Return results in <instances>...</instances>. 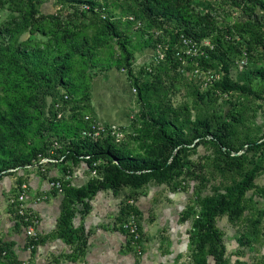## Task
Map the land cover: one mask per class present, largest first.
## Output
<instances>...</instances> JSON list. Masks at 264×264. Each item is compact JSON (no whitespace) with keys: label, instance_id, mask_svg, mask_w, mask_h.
<instances>
[{"label":"trees","instance_id":"trees-1","mask_svg":"<svg viewBox=\"0 0 264 264\" xmlns=\"http://www.w3.org/2000/svg\"><path fill=\"white\" fill-rule=\"evenodd\" d=\"M55 1L59 10L44 16L36 9L41 0H0V11L7 6L10 14L0 23V178L33 168L41 157H63L57 163L62 177L51 179L61 182L64 197L63 212L51 237L71 246L68 258L72 261L83 257L87 250L83 231L73 229L72 221L77 213L89 211L88 201L97 192L129 191L128 201L120 211L124 221L129 213L136 214L129 200L136 199L151 183L174 188L183 183L185 190L189 180L195 183L196 200L182 216L183 221H191L192 264H228L224 234L217 226L221 218L246 223L250 231L242 238L258 242L263 236L264 186H258L255 180L264 171V135L256 140L236 135L241 116H236L235 109L227 113L229 121L199 114L192 119L187 107H172L167 92L161 90L160 78L170 71L174 78L188 81L196 100L204 106L229 99L235 93L260 98L252 83L257 80L264 85V67H247L264 61V0H222L240 15L218 32L216 18L209 12H197L191 0H123L127 4L124 14L135 20L127 17L125 24L142 23L137 30L147 35L144 44L155 51L153 60L163 56L137 73L134 55L115 29V10L121 9L120 0ZM89 28H94L93 34L88 33ZM24 34L29 37L22 39ZM181 36L198 46L202 54L182 53ZM115 37L120 51L116 65L126 71L139 106L137 118L129 125L143 141V151L136 155L119 151L110 137L92 141L81 136L82 130L90 128L84 116L96 119L91 106L95 77H87L85 70L96 68L99 50ZM203 40L208 45H202ZM239 58L246 62L247 71L234 78L232 65ZM78 65L81 72H77ZM181 67H185L184 72L179 70ZM194 67L214 72L219 79L202 90L200 79L192 73ZM46 96L52 98V103L45 116ZM54 144L59 148L55 149ZM200 147L204 155L200 160L193 159ZM99 160L103 164L94 168L93 163ZM80 161L87 164L90 172L96 170V176L75 188L64 177ZM37 169L41 171V167ZM207 170L217 171L230 183L213 187L203 195ZM22 182L20 176L18 190ZM254 196L262 200L260 208ZM11 207L15 219L24 227L15 206ZM40 242L38 237L31 251ZM236 264L247 263L237 260Z\"/></svg>","mask_w":264,"mask_h":264},{"label":"crops","instance_id":"crops-1","mask_svg":"<svg viewBox=\"0 0 264 264\" xmlns=\"http://www.w3.org/2000/svg\"><path fill=\"white\" fill-rule=\"evenodd\" d=\"M119 79L122 89L127 90L128 81L123 76ZM97 84H92L91 92V106L97 120L106 125L129 126L126 105L110 108L104 94L95 93ZM43 169L19 170L0 178V251H6L5 257L0 256V264H189L184 255L191 225L182 220L181 195L161 187L163 191L153 188L131 200L140 222V253L129 245L120 226L123 221L120 211L126 195L104 190L88 201L90 209L86 214L77 213L72 221L73 229L82 230L87 240L85 255L72 261L68 258L71 246L51 237L63 212L64 197L49 183L52 178L62 177L61 167L48 164ZM69 175V183L75 188L82 187L91 178L84 161L72 166ZM20 176L22 184L27 185L26 205L38 221L35 232L42 240L33 251L28 249L29 238L9 203L19 192ZM77 209L82 210L81 204Z\"/></svg>","mask_w":264,"mask_h":264},{"label":"rangeland","instance_id":"rangeland-1","mask_svg":"<svg viewBox=\"0 0 264 264\" xmlns=\"http://www.w3.org/2000/svg\"><path fill=\"white\" fill-rule=\"evenodd\" d=\"M191 1L192 8H194L197 12L200 14L209 12L211 16L216 18V32L224 29L227 25H230L240 15L239 11L233 9L229 2H224L222 0ZM119 3L122 7L120 6L121 9L116 8L115 10L117 12L116 15H118L115 18L118 20L115 25V29L117 33L121 34L119 37L120 40L126 42L127 47L134 55L133 68L134 72L137 73L142 66L149 65L151 61H157L156 58L153 60L155 51L145 46L144 41L148 39V37L147 35L142 36V34H140L137 30L139 27H143L142 23H140V26H137V23L139 22H136L134 26H128L125 24L127 17L132 16L129 14H124L126 12L125 8L127 4L123 0H120ZM59 7L60 6L56 4L55 0H41V3L37 4L36 9L38 10L39 14L49 16L55 14L59 10ZM6 9L7 6L4 7L3 11H0V23L6 21L10 17V14ZM87 31L89 34H93L94 28H89ZM28 37L29 36L27 34H24L21 38L26 39ZM116 40L117 37L109 39V45H104V47L99 50L96 68L86 69L85 75L87 77L88 75L95 77L92 80V84L95 85L96 82L98 83L95 87V93H98L99 96H103L104 94L106 97V103L111 106H109L110 108L113 107V109H115V107L119 108L121 104L126 105L125 108L127 109V114L131 122L133 119L137 118L139 106L136 99V93L128 81L126 71L121 70V67L116 65V60L118 59L120 53ZM206 42L208 41L203 40L201 44L204 45ZM242 61V58L236 59L232 65V76L234 78L240 77L245 71H247L245 65L242 64ZM110 66L111 68L107 69ZM260 67H264V61L262 60L252 62L247 68L253 69ZM77 69V72H81V70H79V65L77 66ZM105 69L106 71H104ZM120 75L128 81L127 90L122 89V81L119 79L121 77ZM148 78L149 81H154V79L151 77ZM160 80L162 82L161 90L167 92L166 98L170 101L172 107L174 109L183 110L187 107L192 119L196 116V114H199L200 116H221L222 119L229 121V118H227V113L232 111V109H235L236 116H241L239 125L236 127V135L248 137L254 140L264 135V85H261L257 80L253 81L252 87L253 90L260 95V98L244 97L235 93L230 98L228 97L229 99L226 98L225 100H220L217 104H208L207 106H204L196 100V97L193 95L194 88L188 83V81L174 78L172 72L169 71L166 74H162ZM85 82L87 84L89 83V81ZM45 102L46 116L48 107L50 103H52V98L46 96ZM59 113L61 115V112ZM92 114L94 116L96 115L93 106ZM88 117L92 122L106 125L99 122L97 118L94 120L91 116L88 115ZM120 127L125 129L126 135L122 142H114V146L119 151H130L133 155L142 153V137L136 135L135 130L128 125ZM129 134H131V136H128ZM261 141H264V138ZM204 153V149L200 147L198 149V156H194L193 159L200 160L199 158L202 157ZM205 177L207 178V186L204 189L203 195L210 193V190L213 187L230 183L229 179H225L215 170H212V172L207 170ZM255 183L258 186H264V171L259 174L255 180ZM182 184L183 183H179L174 188L151 183L142 189V194L151 191L153 188L158 190L157 187H161L163 190H168L170 192L179 193L181 195V203L179 204V207L180 209H183L182 211L184 213L186 208L195 202L197 192L194 189L195 183L191 182V180H189V187L186 190L182 188ZM198 185L199 184H196L195 187H198ZM128 192L129 191L127 189L120 191L122 196L126 195L123 202L124 204L128 201ZM250 195L251 193L249 192L248 196ZM254 202L259 208L262 206V200L258 196H254ZM136 218L140 226L137 215ZM188 222L191 225V221ZM217 226L224 234L223 241L226 248L225 256L228 264H236L237 260L245 261L247 264H264V223L262 224L263 236L258 242H254V240L251 238L249 239L250 241H247L246 238H242L243 234L250 231V227L247 226L246 223H230L226 218H221L217 222ZM184 256L188 258L187 262L190 264V262H192L190 261L192 260L190 255V242L187 253H185ZM211 264H213V262H211Z\"/></svg>","mask_w":264,"mask_h":264},{"label":"built area","instance_id":"built-area-1","mask_svg":"<svg viewBox=\"0 0 264 264\" xmlns=\"http://www.w3.org/2000/svg\"><path fill=\"white\" fill-rule=\"evenodd\" d=\"M129 20L132 21V18H128ZM140 26V23H137V26ZM182 44L184 46V50L182 53H185L187 56H198L201 55L202 52L200 51V48L198 46H194L189 42L188 40L184 39L182 36ZM204 45H208V42H206ZM180 53L177 52L176 55L180 58ZM158 59H162L163 56L159 55L157 57ZM156 59V60H158ZM183 65H185V61L183 60ZM242 64L245 65L246 62L242 61ZM185 67H181L179 69L181 72H184ZM193 75L200 79V88L202 90H205L213 81L219 79V75L215 74L214 72L211 71H200L197 67H194L193 70ZM66 99V96L64 97ZM56 107H59V105H56ZM61 115L60 113L57 115L59 118ZM83 120L87 123L90 124L89 129H85L81 131V136L83 138L90 139L92 141H96L102 137H110L113 139L115 143L122 142L124 139L126 132L125 129L121 128L120 126L116 125H102L97 122H92L88 116H84ZM54 148L58 149L59 145L54 144ZM63 160V157H60L59 160H56L52 157H41L35 163L33 168H38L41 167V171H44L43 167L48 165V164H57ZM102 161H97L93 163V167L96 168L100 166ZM31 167H27L29 169ZM91 176H96V170H92L90 172ZM70 175L69 173L65 175L64 180L69 181ZM49 186L57 191L58 194L63 193V187L60 181H51L49 183ZM26 191H27V185L26 184H21L19 188V192L16 196L10 199L9 203L10 205H14L16 209L17 216L20 217L22 222L25 224L24 229H25V234L29 238V242L31 245H29L28 249L31 250L33 249L32 243H34L38 235L35 232V227L38 224V221L36 217L33 215V213L30 211V209L26 205ZM130 205L133 204L131 200L128 202ZM121 228L125 231L127 237H128V243L131 247H133L137 253H140V246H141V233H140V226L139 223L137 222L136 215L134 213H129L127 215V218L121 223ZM6 252L3 251L1 253L2 257H5Z\"/></svg>","mask_w":264,"mask_h":264}]
</instances>
